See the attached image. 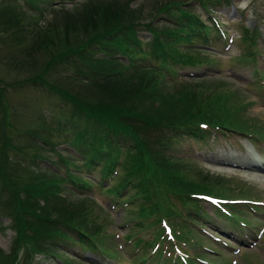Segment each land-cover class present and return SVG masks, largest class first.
<instances>
[{
    "label": "trees",
    "instance_id": "1",
    "mask_svg": "<svg viewBox=\"0 0 264 264\" xmlns=\"http://www.w3.org/2000/svg\"><path fill=\"white\" fill-rule=\"evenodd\" d=\"M25 1L35 12L11 1L0 6V45L12 53L0 55V233H12L9 252L0 249V264L58 258L72 245L107 254V223L97 221L100 208L86 196L94 186L113 203L135 205L134 218L157 223L170 216L176 237H198L196 196L229 198V182L174 155L188 138L201 139L203 128L264 133L243 114L249 103L234 86L181 82L174 71L176 64L216 63L185 46L215 32L202 12L207 19L229 0H148L134 8L124 0H84L70 11L39 6L51 0ZM257 35L245 31L246 52L229 60L255 65ZM8 87L23 91L22 104L36 112L17 129L19 103L7 101ZM34 91L59 108L37 113ZM160 183L170 199L180 195L182 210L170 204L176 212L165 210ZM149 242L134 244L144 252Z\"/></svg>",
    "mask_w": 264,
    "mask_h": 264
},
{
    "label": "rangeland",
    "instance_id": "2",
    "mask_svg": "<svg viewBox=\"0 0 264 264\" xmlns=\"http://www.w3.org/2000/svg\"><path fill=\"white\" fill-rule=\"evenodd\" d=\"M7 1H11L12 4L16 5L19 9L25 10L27 12H35L30 6H27L25 3H27L25 0H0V6L3 5V3H6ZM53 4H50L52 2H45L43 5L39 4L40 7H46L50 9L52 8H61L70 11L73 9V5H71L68 1L62 2L59 0H55ZM82 1V0H81ZM127 2L129 8H134L138 3L141 5L150 4L148 0H124ZM57 2H61L60 5H57ZM232 3L236 4V7L238 8L237 13L231 11L230 9H223L218 12V15L216 18L221 21L222 28L226 30V38L231 39L232 41H225L223 44L222 42H219L215 44V46L212 48L213 54L218 56L221 59L222 66H224V77L227 78L224 82V84L232 85L234 86L241 94V97L243 101L248 106L245 105L243 109V114L251 118L252 120L256 121L258 126L264 127V95L262 94L263 89H259L257 85H251V67L248 66H242V67H236L231 66L228 62H226V59L229 56H236L246 51L245 45L242 46L240 43V39L243 35L242 25H245L248 28H251L254 24V21L258 20V18L255 17V13L253 12V8L251 5H255L258 8H261V11L259 13H264V0H232ZM50 4V5H49ZM255 11V10H254ZM47 13L48 11H44ZM38 13V12H37ZM259 16V15H258ZM170 15H164V18H169ZM149 21V20H148ZM0 21V25H1ZM264 23V22H263ZM242 26V27H241ZM258 27L260 30V36L257 41H259L258 46L262 51V57L259 58V65L258 67L261 70H264V24L258 23ZM140 37H145L146 33L144 31L138 32ZM1 37V36H0ZM0 39V44H1ZM226 46V47H225ZM0 45V55L7 56L12 55L11 50H7L1 48ZM11 49H19V45H14L10 47ZM228 48V49H227ZM4 69V67H0ZM0 69V72H3V70ZM200 76V78L203 79H220L217 78L219 75L217 72H206L202 69H199L194 76ZM264 75V74H262ZM6 76V75H5ZM264 80V77H263ZM238 88H246V92L243 94L242 90ZM7 91V101H13L16 104H18L20 112L17 115L16 125L15 128H18L19 123L23 122L24 124L31 120L36 119V112L31 114V108L24 102V97L22 95L23 91L17 90L13 91V88L11 90L10 87L6 89ZM174 89L168 88L167 93H173ZM32 99L34 101L33 107L37 108V113L39 114H45L44 111L51 110L56 111L59 107L57 106L58 103L55 105H52L50 107L46 102L45 99H48V97L45 95H41L38 91H34L31 93ZM32 107V109H33ZM41 118L37 114V121H39ZM212 138H215L212 141ZM242 143V141H238L236 138L230 137L229 139H225L221 137V134L216 133L213 135L212 133H209L206 135V137L203 140L195 141L193 139H189V141L186 142V144L182 145L180 148L181 153H177V155H174L175 157H183V159H188L194 163L193 167L194 170L202 171L203 173H206L208 176L217 175L219 177H223L227 180H230V187H232L234 190H236L237 185H240L242 187L248 186L247 189L251 192L250 196L251 198H258L261 200H264V175L259 173L258 171H252L255 170L253 167H250V170H240L238 168H235L234 170H229L227 167H218L217 164H221V162L225 161V158H230V160L235 164H241L242 162V154H244V150L242 148H239L238 145ZM63 147V146H60ZM212 156L214 160L210 159L209 157ZM218 156H221L223 158H220ZM215 159H219V161H215ZM47 165V163H43L42 166ZM199 166V167H198ZM204 170V171H203ZM251 174L255 175H261V176H251ZM201 175V173H200ZM212 177V176H211ZM156 178V177H155ZM161 192L165 196V210L167 209L168 203H177L180 204V198L179 194L176 193L175 196L178 198H171V193L167 190L166 186L164 187L162 183H160ZM91 197L95 200V202L99 203L100 207H102V210H104L106 205V200L103 196H101L99 193H93L91 194ZM234 198V197H232ZM129 206L125 207V210H127ZM205 213L207 215L212 217V214H210V211L207 209V207H204ZM114 214V215H113ZM112 216H115V220H118V218H126L125 211L123 213H118L115 208L110 209L109 216L107 219H105V213L102 211L97 215V221H107V223H110V220ZM249 219V218H247ZM7 224L6 220L4 222V225ZM217 225H222V222L211 220L209 223L206 224V227L204 229L206 230H216L215 227ZM258 226V225H257ZM256 229V228H255ZM105 232V231H104ZM116 234L123 235L124 231H116ZM219 235V233H216ZM11 235L9 231L5 230L3 233H0V249L4 253L9 252L10 247V241H11ZM221 236V235H220ZM242 237H246L245 234L241 235ZM263 246V245H259ZM242 253H250L255 251H248L247 249H243L242 247H239ZM132 249V247H127L126 249H123V256L131 261L134 260L131 258V256L128 254V252ZM196 250V249H195ZM75 251V252H73ZM189 252L192 253V250L189 249ZM86 252L83 251V249L80 248L78 245H74V247L64 248L60 251V261L59 262L57 258L55 257H48L46 259L37 257L34 259L35 264H104V260L102 258H99L98 256H94L93 252L90 254L89 258L86 259L83 257V255ZM134 257V256H133ZM209 259H212L209 257ZM238 264H246L244 257H239ZM81 261V262H80ZM258 261L264 262V256H261L259 251L255 252V255L252 258V264H258ZM129 264V262H128Z\"/></svg>",
    "mask_w": 264,
    "mask_h": 264
}]
</instances>
